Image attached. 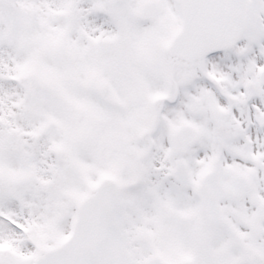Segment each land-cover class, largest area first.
<instances>
[{
	"label": "snow or ice",
	"instance_id": "1",
	"mask_svg": "<svg viewBox=\"0 0 264 264\" xmlns=\"http://www.w3.org/2000/svg\"><path fill=\"white\" fill-rule=\"evenodd\" d=\"M0 264H264V0H0Z\"/></svg>",
	"mask_w": 264,
	"mask_h": 264
}]
</instances>
